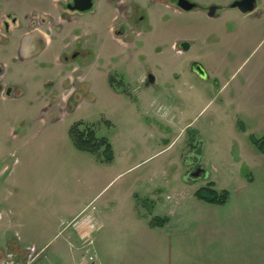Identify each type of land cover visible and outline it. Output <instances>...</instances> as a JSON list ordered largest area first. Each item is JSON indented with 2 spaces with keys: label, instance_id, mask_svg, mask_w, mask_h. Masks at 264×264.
Instances as JSON below:
<instances>
[{
  "label": "rangeland",
  "instance_id": "1",
  "mask_svg": "<svg viewBox=\"0 0 264 264\" xmlns=\"http://www.w3.org/2000/svg\"><path fill=\"white\" fill-rule=\"evenodd\" d=\"M69 1L62 0L61 6ZM158 1L169 5V0ZM139 2L137 13L130 17L133 7L124 1L121 15L125 24L147 11L153 26L142 38L137 64L120 59L131 56L132 42L141 38V32L127 33L122 46L109 37L103 10L86 15L91 30L88 48L75 59L76 92L62 116L41 117L39 109L28 105L33 100V83L42 81V75L29 80L23 74H11V83L20 81L29 87L21 86L16 99L0 102V225L10 220L12 226L0 236V260L9 250L21 260L27 247L43 248L52 264H70L74 245L98 257L102 233L108 239L105 248L100 245V256L120 246L117 256L123 259L124 247L131 245L126 232L135 221L126 218L130 212L122 199L132 189L140 198L138 208H149L144 192L135 184L162 187L165 194L166 187H175L187 197L206 179L225 189L231 176L247 177L252 172L256 179L264 177V154L250 141V136L264 138V22L252 16L236 21L232 14H238L231 9L227 18L205 20L194 12L166 13L162 5ZM28 5V0H0V8L21 11ZM201 34L218 45L206 47ZM179 41L194 46L182 56L172 49ZM198 56L208 81L188 70V60ZM144 70L156 79L149 87L143 86ZM122 75L130 81L128 87L119 84ZM108 77L116 79L113 88ZM192 119L193 129L199 132L179 128ZM78 122L89 125L97 138H106L113 154L110 162L104 161L102 151L101 162L75 149L68 129ZM196 164L207 172L206 179L193 178ZM185 167L189 168L183 171ZM105 185L95 198L93 188ZM111 202H116L114 207ZM97 208L109 217H103L99 231L96 223L92 245L83 248L81 242L74 243L73 223L93 210L97 215Z\"/></svg>",
  "mask_w": 264,
  "mask_h": 264
},
{
  "label": "crops",
  "instance_id": "2",
  "mask_svg": "<svg viewBox=\"0 0 264 264\" xmlns=\"http://www.w3.org/2000/svg\"><path fill=\"white\" fill-rule=\"evenodd\" d=\"M28 1L30 5L24 10H12L8 6L5 7V10L15 15L17 20L23 24L26 22L24 16L29 12L54 13L58 17L61 30L54 41H50L44 29L30 32H26L25 29L15 30L10 42L5 47L6 56L9 61L17 54H22L25 58L33 57L27 64L28 70H24V74L29 80L34 75H42L44 78L42 81L33 83L35 90L41 87L42 82L47 78L58 81L57 113L62 116L66 113L65 102L68 97V92L64 91L62 84L70 80L75 81V69L77 68L76 64L70 68V65L63 63V56L70 45L68 38L75 39L74 31L78 26L74 23L69 24L60 17L64 14L63 6H61L62 0ZM232 17L238 21L245 20L249 16L232 14ZM257 20L259 23L264 22V15ZM22 37L24 40L21 41ZM200 39L206 47L218 45L209 41L208 36L201 34ZM195 60L202 64V59L199 56L195 57ZM49 62L52 63V71L36 65V63ZM9 67L12 68V65L10 64ZM21 67L19 66V69ZM30 85L32 84L30 83ZM25 87L28 88L29 85L27 84ZM193 125L192 119L190 122L180 125L179 128L199 132L198 129H193ZM184 132L183 134H185ZM255 158L257 159L258 156ZM241 163L239 162V164ZM188 168L182 169L186 171ZM130 169L121 172L120 175ZM262 178L260 180L254 178L252 172L247 177L231 176L225 189L217 187L214 181L207 182L205 178L204 185L200 188L211 182L214 183V190L228 192L229 197L224 205H213L196 198L194 193L198 189H192L190 196L182 197L181 193L175 191V187H166L168 191L165 194L161 191L162 187L153 188L148 184L138 187L135 184L134 188H139V191L144 192L149 208L145 211L138 208L140 198H138V193L132 189L126 192V197L122 199L125 209L131 214H126V218L129 217L135 221L131 225L132 228H128L126 232L129 238L126 242L131 245L128 247L126 243L127 247H124V253L127 252V254L123 259V255L121 258L117 256L122 251L120 246H116L114 249L110 248L103 258L100 256V245L102 244V248H105V241L108 239L102 233L98 239L99 256L97 257L94 255L95 253L89 251L93 255V263L88 262L85 259V252L80 251L74 245L71 252L69 251L70 264H264V184ZM106 187L105 185L99 189L95 186L93 188V194L96 192L94 197L96 198ZM91 188L92 186L89 185L88 189ZM115 204L116 202L110 203L113 207ZM94 212L96 210L87 213L79 222L73 223V226L75 225L74 243L81 242L83 248L92 245L90 236L96 223H98L96 230L99 231L106 220L103 217H109V213L106 214L101 208H97V215ZM121 215L123 216V213ZM154 219L156 222L152 223ZM9 222L10 220H7L5 224L0 225L1 237L6 235L9 227H12ZM54 230L58 232L57 227ZM84 237L88 239H84ZM88 240L91 241L89 246L87 245ZM23 249L26 250L27 247Z\"/></svg>",
  "mask_w": 264,
  "mask_h": 264
},
{
  "label": "flooded vegetation",
  "instance_id": "3",
  "mask_svg": "<svg viewBox=\"0 0 264 264\" xmlns=\"http://www.w3.org/2000/svg\"><path fill=\"white\" fill-rule=\"evenodd\" d=\"M124 1L127 0H92V6L90 9L86 11H78L73 10L72 7L74 5L73 0H70L68 3H66L63 6L64 14L67 15L64 17L63 15L60 16L62 19H65L67 23L69 24H76L78 27L74 31L75 39L68 38L69 42V51L64 54L63 56V63H66L70 65L72 68L73 64L75 63V59L77 56H79L82 52H87V40L91 34V30L89 27V22L86 19L87 16H95L97 12L102 11L106 14L105 21L106 23V30L108 31L109 37L116 42H118L122 46H126L123 41V37L126 36L127 33H140L141 32V38H139L136 42H132V49L133 52L131 56L128 58H121L120 61L124 62L125 60L128 64L132 63L134 61V64H137V57L140 55L137 52L142 53L143 47H139L142 43V38L146 36L148 33H150L153 29L152 23L149 20V14L144 12V14H139L134 20H131L130 22H125L123 24L121 15L123 14V4ZM181 0H169V5H166L163 3V5L158 0H148V3H151L152 6H161L165 9L166 13H196L200 16V19L208 20L209 18H218L224 16L227 13V10L231 9L236 11L237 14H240L242 16L248 15L249 17H254L256 19L260 18V16L264 15V0H254L253 2V10L251 12L242 13L241 9L246 7L248 4V0H186L188 3L192 4L191 8L188 10L182 9L178 4ZM128 8L133 9V13L130 15H134V13H137L138 8L140 7L139 0H128ZM94 6V7H93ZM140 10V9H139ZM141 11V10H140ZM143 12V11H142ZM141 12V13H142ZM114 13V15H113ZM147 13V14H146ZM87 15V16H86ZM132 17V18H133ZM24 19L26 22L23 24L22 22L17 20V17L9 12H6L5 7L0 8V102L4 104L5 100L10 99L14 100L16 99L21 90L22 83L19 81H16L17 84H13L10 82V77H13L11 74L20 75L23 74L26 70L27 64L30 63V61L33 59L32 56L25 58L22 56V54H17L11 61L7 59L5 47L10 42V38L15 30H23L25 29L26 32L30 31H37L44 29L46 35L50 39V41H54L57 38V35L59 31L61 30L60 25L58 24V17L54 13L50 12H41V11H33L29 12L24 16ZM168 20V19H167ZM131 32H129V30ZM128 30V32H127ZM213 33H210L211 35ZM24 40V37L21 38V41ZM73 41V42H72ZM137 44V46L135 44ZM194 44L192 42L188 41H179L178 43H175V45L172 47V49L175 51L176 54L179 55H186L187 52H189L193 48ZM82 51V52H81ZM155 53V52H154ZM160 53V52H159ZM89 54V53H88ZM132 55H135L134 58H132ZM138 55V56H137ZM105 70L107 72V67L110 65L108 62L105 61ZM12 65V68L9 67V65ZM36 65L41 68H45L46 70L52 71V63H45V64H37ZM19 66H22L19 69ZM188 70L191 72L195 77L202 81H208L209 76L203 65L198 62L195 59L188 60L187 62ZM196 67H200L205 77H200L197 72L195 71ZM15 68H18V70H15ZM25 70V71H24ZM76 72H78V66L75 69ZM75 72V75L77 74ZM146 72L145 74V81L143 83L144 87H149L155 83V77L153 73H151L149 70H144ZM106 74V73H104ZM114 75H117L114 74ZM125 75V74H124ZM122 75V79L119 81L120 85L126 84V87H128L127 83L130 81H126L125 76ZM153 76L154 80L152 83L147 84L148 82V76ZM37 76V75H34ZM40 76V74H38ZM108 76V74H107ZM76 77V76H75ZM77 78V77H76ZM79 78V77H78ZM114 78L108 77V84L111 88H113L112 83L116 80H113ZM127 79L129 80V75L127 74ZM76 80V79H75ZM124 83V84H123ZM36 84V83H34ZM26 89V87L24 86ZM62 88L64 91L68 92V97L66 99V108L70 103L72 95L76 92V89L74 88V81L70 80L67 82H64L62 84ZM20 89V90H19ZM123 93L124 91L121 90ZM117 93V92H116ZM120 93V92H119ZM23 97V95H22ZM32 102H30L28 105L32 108L39 109L41 117H49V115H55L58 111V101H59V89H58V81L55 79H45L41 87L35 90L32 95ZM56 109V110H55ZM45 115V116H44ZM51 117V116H50ZM194 166V165H193ZM202 168L199 165H195L193 167V170L191 172V175L197 168ZM203 169V168H202ZM199 177H202L200 174ZM194 179L198 177H193Z\"/></svg>",
  "mask_w": 264,
  "mask_h": 264
},
{
  "label": "trees",
  "instance_id": "4",
  "mask_svg": "<svg viewBox=\"0 0 264 264\" xmlns=\"http://www.w3.org/2000/svg\"><path fill=\"white\" fill-rule=\"evenodd\" d=\"M68 136L76 150L96 156L98 159L102 155L105 162H110L112 160L113 154L110 144L106 138H97L94 130L89 125H83L80 122L73 124L68 129ZM250 141L264 154V138L257 139L250 136ZM99 151H102L101 155ZM99 160L101 161V159ZM194 196L209 204L224 205L228 200L229 194L225 190H214L213 184L209 182L204 187L199 188L194 193ZM153 222L155 223L156 220H152V223Z\"/></svg>",
  "mask_w": 264,
  "mask_h": 264
},
{
  "label": "built area",
  "instance_id": "5",
  "mask_svg": "<svg viewBox=\"0 0 264 264\" xmlns=\"http://www.w3.org/2000/svg\"><path fill=\"white\" fill-rule=\"evenodd\" d=\"M84 239H88L84 237ZM91 241L88 240L87 245L89 246ZM25 255L23 258L17 259V255L12 252V250L6 251L4 258L0 262V264H52L46 259V255L44 253V249L36 250L35 248H27L25 250ZM86 256L85 259L93 263L94 258L93 255L86 249L85 252Z\"/></svg>",
  "mask_w": 264,
  "mask_h": 264
},
{
  "label": "water",
  "instance_id": "6",
  "mask_svg": "<svg viewBox=\"0 0 264 264\" xmlns=\"http://www.w3.org/2000/svg\"><path fill=\"white\" fill-rule=\"evenodd\" d=\"M253 2H254V0H248V4L246 5V7L241 9V12L242 13L251 12L253 10ZM73 3H74V5H73L72 9L73 10H78V11H86V10L90 9L91 6H92V0H73ZM178 5L182 9L188 10V9L191 8L192 4L188 3L186 0H181V1H179ZM195 71L197 72V74L200 77H205L204 76V72H203V70L200 67H196ZM153 80H154L153 76H151V75L148 76L147 84L152 83ZM200 174L202 175L203 178H206L207 175H208L207 172L204 169L198 167L195 170V172H193L192 176L193 177H199Z\"/></svg>",
  "mask_w": 264,
  "mask_h": 264
}]
</instances>
